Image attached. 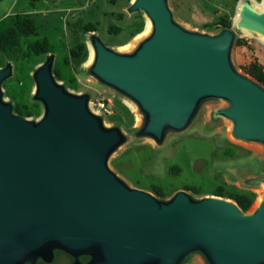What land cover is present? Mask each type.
Masks as SVG:
<instances>
[{
    "label": "water",
    "instance_id": "obj_1",
    "mask_svg": "<svg viewBox=\"0 0 264 264\" xmlns=\"http://www.w3.org/2000/svg\"><path fill=\"white\" fill-rule=\"evenodd\" d=\"M151 32L128 51L92 33L91 75L130 98L144 116L139 137L164 143L189 127L211 99L226 106L213 119L231 121L234 138L264 146V86L239 72L231 51L236 31L264 36V8L241 0L233 28L217 34L177 21L169 0H133ZM54 55L34 73L39 119L14 111L3 83L13 65L0 67V264L51 261L56 249L72 264H264V196L244 211L222 196L195 198L184 190L170 199L132 187L109 166L127 141L76 94L56 80ZM250 184H264V176ZM89 256L82 262L80 256Z\"/></svg>",
    "mask_w": 264,
    "mask_h": 264
},
{
    "label": "rangeland",
    "instance_id": "obj_2",
    "mask_svg": "<svg viewBox=\"0 0 264 264\" xmlns=\"http://www.w3.org/2000/svg\"><path fill=\"white\" fill-rule=\"evenodd\" d=\"M132 1L0 0V31L13 25L19 13L31 14L37 25V34L21 39L22 49L27 54L20 59L7 57L5 60V65L12 63L13 75L3 83L4 98L13 104V108L19 109L21 115L39 119L45 106L35 98L34 73L53 54L56 80L76 94H88L91 109L103 118L105 125L119 127L125 133L127 141L111 155L109 166L129 185L147 190L163 200L170 199L180 190L195 198L216 195L221 190L223 195L217 196L236 203L237 195L248 194L252 195L253 203L246 212L252 211L259 198L264 196V184L253 185L248 180L264 176V146L234 138L230 120L213 119V110L226 106L225 101H205L187 129L169 132L164 143L158 145L151 138L137 135L144 116L138 107L135 112L127 104L132 100L89 73L86 62L92 33L98 34L107 46L120 51L131 50L137 44L134 38L145 29L148 17L142 10L129 12ZM215 1L231 6V12L223 17L230 21L228 28L236 31L234 18L241 0ZM252 1L260 3L263 0ZM178 3L180 9L174 12L177 21L180 16H190L192 4L191 0H169L174 8ZM181 23L211 34L223 29L217 21L199 29ZM91 24L96 30H88ZM45 39L51 45L49 53L35 55L28 50V43ZM130 41L133 44L130 49H121ZM231 60L239 72L257 81L248 70L255 62L264 69L262 36L236 31ZM70 262L69 258H63L53 264Z\"/></svg>",
    "mask_w": 264,
    "mask_h": 264
},
{
    "label": "trees",
    "instance_id": "obj_3",
    "mask_svg": "<svg viewBox=\"0 0 264 264\" xmlns=\"http://www.w3.org/2000/svg\"><path fill=\"white\" fill-rule=\"evenodd\" d=\"M38 0H32L35 2ZM222 28L230 27V21L225 17H221L217 21ZM89 31L96 30L93 24L88 26ZM32 34H37V25L31 14L19 13L15 16L14 24L0 31V67L5 65L7 57H14L20 59L24 57L27 52L22 49L21 39ZM28 50L35 55L47 54L51 51V45L48 39L36 40L28 43ZM248 72L264 86V69L258 63H252ZM16 113H21L19 109L14 108ZM161 193V191H159ZM216 195H223L221 190H218ZM238 205L247 211L252 203L253 197L248 194H239L236 196ZM190 257L187 258V260ZM186 260V261H187Z\"/></svg>",
    "mask_w": 264,
    "mask_h": 264
},
{
    "label": "crops",
    "instance_id": "obj_4",
    "mask_svg": "<svg viewBox=\"0 0 264 264\" xmlns=\"http://www.w3.org/2000/svg\"><path fill=\"white\" fill-rule=\"evenodd\" d=\"M191 3L190 16L188 18L180 16L179 22L186 23L187 25L198 29L209 23L218 21L221 17L226 16V14H229L231 12V6H225L221 3L216 2L215 0H191ZM171 8L173 12H178L180 9V4H177V8H174V6H171ZM183 264L203 263L197 257L190 256V258Z\"/></svg>",
    "mask_w": 264,
    "mask_h": 264
},
{
    "label": "bare ground",
    "instance_id": "obj_5",
    "mask_svg": "<svg viewBox=\"0 0 264 264\" xmlns=\"http://www.w3.org/2000/svg\"><path fill=\"white\" fill-rule=\"evenodd\" d=\"M254 5H255L257 8H259V9H263V8H264V0H263L262 2H260V3H258V2H254ZM239 18H240V14H239V11H237V12H236V15H235V18H234V23H235V24L238 22ZM151 30H152V23H151V21L148 19V20H147V23H146V27H145V29H144L143 31H141L140 33H138V34L135 36L134 40L138 41V40L142 39L143 37L147 36V35L151 32ZM243 32H248V31L243 30ZM248 33H251V32H248ZM262 39H263V41H264V36H262ZM132 45H133V44H132V42L130 41V42H128V43L122 45V46H121V49H125V50L130 49V48L132 47ZM89 48H90V55H89V58H88V60H87V62H86L87 66H88V65H91V64L93 63V61H94V58H95V52H94V49H93V47H92L91 44H89ZM127 104H128V105H129V106H130L135 112L138 111V110H137V109H138V108H137V105H136L134 102L128 100V101H127ZM262 197H263V196H262ZM262 197L259 198V200H258L257 203H259V202L261 201Z\"/></svg>",
    "mask_w": 264,
    "mask_h": 264
},
{
    "label": "flooded vegetation",
    "instance_id": "obj_6",
    "mask_svg": "<svg viewBox=\"0 0 264 264\" xmlns=\"http://www.w3.org/2000/svg\"><path fill=\"white\" fill-rule=\"evenodd\" d=\"M85 258L84 260L82 258ZM63 258H69L71 260V262L69 264H72L75 260V258L69 254V253H66L64 252L63 250H59V249H56L54 251V257L51 261H46L44 260L43 258H38L37 261H36V264H53L55 263L57 260L59 259H63ZM80 260L83 261V262H87L89 260V256H86V255H82L80 256ZM25 264H32L31 262H27Z\"/></svg>",
    "mask_w": 264,
    "mask_h": 264
}]
</instances>
